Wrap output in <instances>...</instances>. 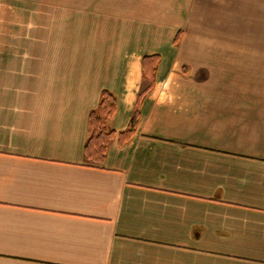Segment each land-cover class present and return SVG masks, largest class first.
<instances>
[{
  "label": "crops",
  "instance_id": "0c3cea01",
  "mask_svg": "<svg viewBox=\"0 0 264 264\" xmlns=\"http://www.w3.org/2000/svg\"><path fill=\"white\" fill-rule=\"evenodd\" d=\"M0 264H264V0H0Z\"/></svg>",
  "mask_w": 264,
  "mask_h": 264
},
{
  "label": "trees",
  "instance_id": "16d2710c",
  "mask_svg": "<svg viewBox=\"0 0 264 264\" xmlns=\"http://www.w3.org/2000/svg\"><path fill=\"white\" fill-rule=\"evenodd\" d=\"M180 39V32L175 42ZM159 61V56H145L143 58V68L146 63L151 64L150 84L142 90L137 99L136 109L131 117L128 127L120 132L110 129L108 121L117 111L118 101L116 96L107 89L101 92L98 106L89 114L90 135L84 146V157L87 162L92 164H103L107 155V149L111 140L118 137L119 144L128 142L136 132L139 118L140 105L146 95L154 88V75Z\"/></svg>",
  "mask_w": 264,
  "mask_h": 264
}]
</instances>
